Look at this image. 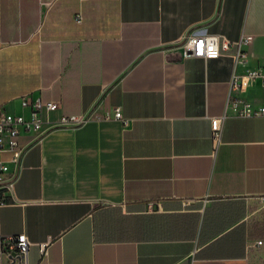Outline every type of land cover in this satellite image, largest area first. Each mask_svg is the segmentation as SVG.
Wrapping results in <instances>:
<instances>
[{"label": "crops", "instance_id": "1", "mask_svg": "<svg viewBox=\"0 0 264 264\" xmlns=\"http://www.w3.org/2000/svg\"><path fill=\"white\" fill-rule=\"evenodd\" d=\"M196 30L252 36L246 67L232 51L188 56ZM0 39V109L21 112L22 96L58 106L20 136L17 164L0 153V251L23 234L28 264H264V244L246 248L264 242V117L227 105L234 69L264 66V0H0ZM241 96L264 105L258 84ZM115 108L125 123L93 120ZM161 214L165 239L141 240L142 217ZM192 214L188 238L168 228Z\"/></svg>", "mask_w": 264, "mask_h": 264}, {"label": "built area", "instance_id": "2", "mask_svg": "<svg viewBox=\"0 0 264 264\" xmlns=\"http://www.w3.org/2000/svg\"><path fill=\"white\" fill-rule=\"evenodd\" d=\"M81 14L76 15L75 21L80 23ZM252 36L242 35L236 42H230L218 35L208 34L203 30L191 32L181 43L188 56L201 59H216L219 56L232 51L230 56L234 61V68L246 67V53L243 52V46L252 42ZM4 42L0 39V46ZM258 84L264 88V66L245 68L242 73L236 70L231 74L229 81L228 107L235 109V115L243 118L264 117V105L257 104L252 100L242 97L251 86ZM21 112H13L0 109V153L9 155L8 162L17 164L25 153V147L20 142L22 134L36 133L42 126V111L52 112L57 109L55 102H43L39 98L22 96L20 99ZM222 118L211 120V130L213 140L218 144L221 136ZM88 118L80 116H62L58 123L67 128H74L83 125ZM96 121L116 120L125 123L120 108H115L112 113H104L102 116L94 117ZM8 168L5 162L0 160V206L7 204V198L4 195L6 189L10 188V178ZM259 202L264 203V196L256 197ZM264 242L256 240L248 242L246 248L260 247ZM30 242L26 236H9L2 242L0 251V264H28L27 255Z\"/></svg>", "mask_w": 264, "mask_h": 264}, {"label": "trees", "instance_id": "3", "mask_svg": "<svg viewBox=\"0 0 264 264\" xmlns=\"http://www.w3.org/2000/svg\"><path fill=\"white\" fill-rule=\"evenodd\" d=\"M174 216H168V223L169 229L173 228V225L175 226H179L178 228H183L184 231L188 234V233H192L195 228L196 225L198 223V217L195 214L192 215H182L177 217L176 221L173 219ZM167 217L165 215H156L153 217H142L141 220V225L140 226V230H139V235H140V239L141 240H159L164 238L165 239V235H167V233L165 232V219ZM176 222V223H175ZM253 228H258L259 226L254 223L252 225ZM256 230V229H254ZM189 231V232H187ZM137 234V232H136ZM171 234V233H170ZM192 234H190L191 236ZM259 237L264 238V229L260 228V233L257 234ZM257 236V237H258ZM175 238H181V236H174ZM174 237H170V238H174ZM186 238L189 237V234L187 236H184ZM248 240H253V239H260V238H255V237H251V235H247L245 237ZM246 241V240H245Z\"/></svg>", "mask_w": 264, "mask_h": 264}, {"label": "rangeland", "instance_id": "4", "mask_svg": "<svg viewBox=\"0 0 264 264\" xmlns=\"http://www.w3.org/2000/svg\"><path fill=\"white\" fill-rule=\"evenodd\" d=\"M260 204H264V203H261V202H260Z\"/></svg>", "mask_w": 264, "mask_h": 264}]
</instances>
